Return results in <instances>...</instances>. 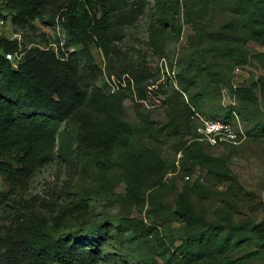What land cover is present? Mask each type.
I'll return each instance as SVG.
<instances>
[{"label": "rangeland", "instance_id": "374dc122", "mask_svg": "<svg viewBox=\"0 0 264 264\" xmlns=\"http://www.w3.org/2000/svg\"><path fill=\"white\" fill-rule=\"evenodd\" d=\"M69 1L48 0L31 16L23 0H0V34L15 42L10 60L16 68L45 71L34 62L36 54L76 58L86 81L98 86L101 95L123 96L124 117L134 126L133 146H153L167 159L165 184L147 188L141 206L127 200L126 183L118 169L111 171L118 180L116 192L101 190V170L73 150L77 133L86 131L75 121L70 124V153L56 151L26 186L16 187L0 171V235L8 231L23 235L38 219L46 231L57 235L109 222L113 237L104 243L96 264H206L204 259L190 262L178 248L186 241V222L175 211V197L184 191L196 212L213 221L264 218V98L245 111L250 119L243 124L245 133L237 144L208 146L215 157L214 172L188 157L185 147L197 148V135L186 123L177 135L157 127L192 98L204 113L226 117L224 109L236 101L233 89L251 85L264 74V47L248 41L246 48L223 55L220 48L201 44L186 18L193 0L161 1L173 23L160 22L158 0H98L93 5L98 18L108 6L116 8L117 16L103 33L93 29L80 40L60 18ZM242 9L240 0H213L209 27L218 29L238 21ZM86 41L92 57L84 51ZM210 70L220 72L223 80L211 83ZM142 115L154 125L146 124ZM220 172L233 178L224 179ZM123 216L143 217L151 233L136 237L121 225ZM252 247L249 243L245 249Z\"/></svg>", "mask_w": 264, "mask_h": 264}, {"label": "trees", "instance_id": "16d2710c", "mask_svg": "<svg viewBox=\"0 0 264 264\" xmlns=\"http://www.w3.org/2000/svg\"><path fill=\"white\" fill-rule=\"evenodd\" d=\"M46 1L23 0L31 16H36L38 5ZM97 1L70 0L62 12L60 18L77 39L85 40L93 29L101 34L114 22L116 8L106 7L98 18L93 11ZM161 1L158 0L162 7L160 22L170 20L173 23L169 9ZM190 3L186 18L193 23L195 37L201 44L206 42L209 47L220 48L223 55L246 48L248 41L264 47V0H240L243 9L238 21L218 29L210 28L207 20L213 0ZM98 42L105 47L101 38ZM14 46L13 40L0 34V171L6 179L16 187L26 186L30 177L54 158L56 151L68 155L72 137L70 124L79 121L86 131L77 133L73 150L101 170L99 188L115 193L118 180L111 171L118 169L126 183L127 200L136 206L143 205L147 188L165 184L169 164L153 146H133L134 126L124 117L123 96L101 95L98 86L86 81L76 58L60 60L52 55L36 54L34 62L44 66L45 71L25 66L16 68L7 57ZM84 51L92 57L87 41ZM261 55L264 57V52ZM207 75L211 83L223 80L220 72L210 70ZM232 94L236 101L224 109L225 116L234 117L236 111L246 126L250 118L245 111L249 112L251 106L264 98V74L251 85L235 87ZM196 112L217 115L204 113L192 98L175 114L170 113L168 121L157 128L177 135L182 131V123H186L197 135V148L185 147L188 157L214 172L215 157L207 151L208 146L237 143L226 141L211 145L201 139L199 123L193 118ZM142 118L149 126L154 125L148 117L142 115ZM119 151L122 153L117 156ZM219 174L224 179L233 178L227 172ZM175 211L186 222V241L178 248L190 262L199 263L204 259L206 264H264V218L257 222L209 220L196 212L184 191H179L175 197ZM44 225L38 219L30 223L23 235L10 231L0 235V264H96L104 243L113 237L109 222L82 225L81 229L64 231L60 235L46 231ZM121 225L138 238L152 231L140 216H123ZM249 243L253 247L245 249ZM238 251L243 253L238 254Z\"/></svg>", "mask_w": 264, "mask_h": 264}, {"label": "built area", "instance_id": "2783aa9c", "mask_svg": "<svg viewBox=\"0 0 264 264\" xmlns=\"http://www.w3.org/2000/svg\"><path fill=\"white\" fill-rule=\"evenodd\" d=\"M2 23L4 19L1 20ZM8 57H13L12 53H8ZM234 117L209 116L196 112L193 118L199 123L198 132L200 138L206 140L211 145L220 142H238L240 135L245 133L243 123L236 111L233 112Z\"/></svg>", "mask_w": 264, "mask_h": 264}]
</instances>
